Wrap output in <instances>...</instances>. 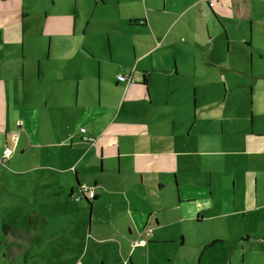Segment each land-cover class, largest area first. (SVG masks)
<instances>
[{
    "label": "crops",
    "instance_id": "crops-1",
    "mask_svg": "<svg viewBox=\"0 0 264 264\" xmlns=\"http://www.w3.org/2000/svg\"><path fill=\"white\" fill-rule=\"evenodd\" d=\"M215 1L0 10V182L75 204L57 236L80 253L57 264H252L249 244L264 255V0Z\"/></svg>",
    "mask_w": 264,
    "mask_h": 264
},
{
    "label": "rangeland",
    "instance_id": "rangeland-1",
    "mask_svg": "<svg viewBox=\"0 0 264 264\" xmlns=\"http://www.w3.org/2000/svg\"><path fill=\"white\" fill-rule=\"evenodd\" d=\"M215 2L221 4L220 0ZM24 4L25 0H9L8 3L0 0V10ZM256 92L254 97L252 90L249 91V97L254 100V105L251 99L247 107L249 110L255 107L258 112L263 105L261 104L260 107L258 91ZM260 110L264 113V109ZM5 177L12 178L10 175ZM5 177L1 178L0 182V264H57L63 262L62 260H65L68 255L80 253L70 249L76 241L72 235L65 236L66 242L61 241L57 236L58 233H62L63 228L74 226L75 204H68L61 199L53 198L40 189L34 180L30 182L31 185L27 182L21 186L20 183L16 184L19 179L7 181ZM236 218H239L241 224L247 222L242 216ZM211 230L212 228L206 225L200 231V237L202 239L210 237L209 235L213 234ZM249 245L255 251L251 255L252 264L257 262V264H264L263 253L255 249L257 246L254 248L253 244ZM86 250L87 245L82 252L84 255H86ZM89 251L91 253V250ZM213 251V254L220 255V250ZM131 256L132 253L128 258ZM111 257L114 258L113 255L109 258Z\"/></svg>",
    "mask_w": 264,
    "mask_h": 264
},
{
    "label": "built area",
    "instance_id": "built-area-1",
    "mask_svg": "<svg viewBox=\"0 0 264 264\" xmlns=\"http://www.w3.org/2000/svg\"><path fill=\"white\" fill-rule=\"evenodd\" d=\"M211 6H213L214 4L211 3L210 4ZM117 79L120 81V82H126V83H131L133 82V75L132 74H119L117 76ZM86 129L85 128H82L81 129V132H85ZM18 137H19V134L17 132H14L12 134V139L16 142L18 140ZM12 154V149L7 147L4 151H3V155H4V160L2 162V164H4L6 162V159H8L10 157V155ZM80 191L83 193V194H89V197L90 198H93L94 197V194H95V191L87 186L86 184L84 185H81V189ZM147 244V240L146 238H140L138 239L134 244H133V247H140V246H145Z\"/></svg>",
    "mask_w": 264,
    "mask_h": 264
},
{
    "label": "trees",
    "instance_id": "trees-1",
    "mask_svg": "<svg viewBox=\"0 0 264 264\" xmlns=\"http://www.w3.org/2000/svg\"><path fill=\"white\" fill-rule=\"evenodd\" d=\"M145 82H146V81H145ZM88 195H89V194H88ZM95 197H96V193L94 194V197H93V198H90V197H89V198H90V199H94Z\"/></svg>",
    "mask_w": 264,
    "mask_h": 264
},
{
    "label": "water",
    "instance_id": "water-1",
    "mask_svg": "<svg viewBox=\"0 0 264 264\" xmlns=\"http://www.w3.org/2000/svg\"><path fill=\"white\" fill-rule=\"evenodd\" d=\"M80 189H81V187H80Z\"/></svg>",
    "mask_w": 264,
    "mask_h": 264
}]
</instances>
